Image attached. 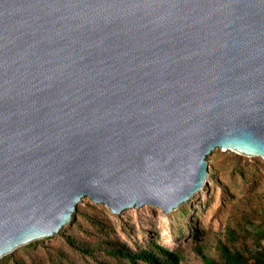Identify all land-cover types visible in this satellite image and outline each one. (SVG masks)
<instances>
[{"label": "water", "instance_id": "1", "mask_svg": "<svg viewBox=\"0 0 264 264\" xmlns=\"http://www.w3.org/2000/svg\"><path fill=\"white\" fill-rule=\"evenodd\" d=\"M216 149L264 159V0H0V259L85 198L171 213Z\"/></svg>", "mask_w": 264, "mask_h": 264}, {"label": "rangeland", "instance_id": "2", "mask_svg": "<svg viewBox=\"0 0 264 264\" xmlns=\"http://www.w3.org/2000/svg\"><path fill=\"white\" fill-rule=\"evenodd\" d=\"M207 159V183L197 196L188 201L191 203L188 215L179 213L182 206L165 213L153 205L127 209L117 215L106 205L95 204L85 198L79 206L108 224L107 233L98 231L77 216L79 224L69 223L63 232L62 229L52 237L33 241L36 242L33 246H28L31 242L19 247L11 253L14 257L7 264H122L107 252L97 250L94 256L81 252L69 243L68 235L87 247L99 243L100 238L125 242L133 248L157 242L180 252L183 264H203L196 245L204 240L214 244L232 224L240 203H248L251 195L264 193L263 158L216 149ZM259 225L264 226L261 218L256 219L252 228Z\"/></svg>", "mask_w": 264, "mask_h": 264}, {"label": "trees", "instance_id": "3", "mask_svg": "<svg viewBox=\"0 0 264 264\" xmlns=\"http://www.w3.org/2000/svg\"><path fill=\"white\" fill-rule=\"evenodd\" d=\"M190 210L191 203L187 202L179 209V213L183 216L188 215ZM237 213L234 215L232 224L226 227L224 236L217 239L214 244L204 240L203 243L196 245L195 249L201 256L203 264H264V226L252 228L256 219L261 218L264 222V193L251 195L248 203H240ZM77 216L84 218L98 231L108 232V224L93 212L85 211L79 206L70 224H79ZM66 228L67 226L61 232ZM100 239L99 243L91 247L76 242L72 235H68L67 240L81 252L91 256H94L97 250L107 252L114 260L122 264H183V256L180 252L157 242L133 248L125 242ZM34 244L36 242L28 246ZM13 257V254L5 256L0 259V264H7Z\"/></svg>", "mask_w": 264, "mask_h": 264}]
</instances>
